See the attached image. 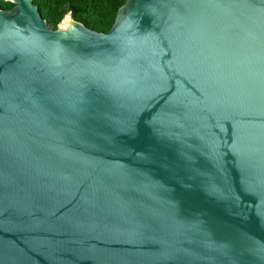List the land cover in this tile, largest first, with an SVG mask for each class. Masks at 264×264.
<instances>
[{"label":"water","instance_id":"obj_1","mask_svg":"<svg viewBox=\"0 0 264 264\" xmlns=\"http://www.w3.org/2000/svg\"><path fill=\"white\" fill-rule=\"evenodd\" d=\"M1 1L0 264H264V0Z\"/></svg>","mask_w":264,"mask_h":264},{"label":"trees","instance_id":"obj_2","mask_svg":"<svg viewBox=\"0 0 264 264\" xmlns=\"http://www.w3.org/2000/svg\"><path fill=\"white\" fill-rule=\"evenodd\" d=\"M124 0H33L42 16L55 28L58 21L67 12L71 11L72 18L86 26L107 31L111 26L118 7ZM66 5L64 12L63 6ZM13 4L0 0V8L8 9Z\"/></svg>","mask_w":264,"mask_h":264},{"label":"rangeland","instance_id":"obj_3","mask_svg":"<svg viewBox=\"0 0 264 264\" xmlns=\"http://www.w3.org/2000/svg\"><path fill=\"white\" fill-rule=\"evenodd\" d=\"M63 8H64V12H65V11H66V9H65V8H66V5H64ZM62 17H63V16H62ZM47 22H48V21H47ZM48 25H49L50 27L54 28L52 23L48 22Z\"/></svg>","mask_w":264,"mask_h":264},{"label":"bare ground","instance_id":"obj_4","mask_svg":"<svg viewBox=\"0 0 264 264\" xmlns=\"http://www.w3.org/2000/svg\"><path fill=\"white\" fill-rule=\"evenodd\" d=\"M67 19H68V16H66L64 20H67Z\"/></svg>","mask_w":264,"mask_h":264}]
</instances>
